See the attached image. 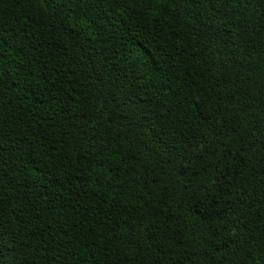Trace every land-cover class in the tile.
Instances as JSON below:
<instances>
[{"label":"trees","instance_id":"16d2710c","mask_svg":"<svg viewBox=\"0 0 264 264\" xmlns=\"http://www.w3.org/2000/svg\"><path fill=\"white\" fill-rule=\"evenodd\" d=\"M0 264H264V0H0Z\"/></svg>","mask_w":264,"mask_h":264}]
</instances>
